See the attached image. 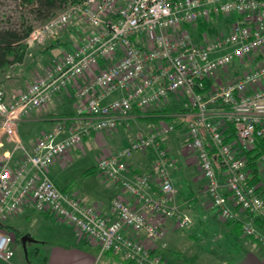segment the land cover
<instances>
[{
	"label": "built area",
	"instance_id": "built-area-1",
	"mask_svg": "<svg viewBox=\"0 0 264 264\" xmlns=\"http://www.w3.org/2000/svg\"><path fill=\"white\" fill-rule=\"evenodd\" d=\"M78 19L91 30L74 49L54 60L23 91L7 95L0 88V135L15 141L13 150L0 158V264H13L17 247L16 234L2 224L26 200L94 240L99 259L113 251L136 264H168L154 254L158 244L167 247L166 221L175 219L180 229L193 222L174 202L169 168L175 162L160 146L178 131L175 124L163 122L140 133L98 162L106 180L121 184L137 200L131 203L118 196L109 214L101 204H84L59 188L49 167L56 159L68 160L85 136L114 131L133 110L145 111L172 95L185 96L186 107L195 112L182 153L200 170V194L225 222L237 220L236 210L251 215L242 231L264 250V191L249 182L253 156L248 154L264 138V61L221 77L232 65H253L264 56V0H83L69 3L34 28L25 43L30 48ZM200 23L210 29L200 31ZM77 31L82 32L80 27ZM70 86L77 88V116L26 147L19 138V122ZM150 149L156 152L160 181L152 193L146 191L150 176L135 181L125 177L129 158ZM17 150L23 156L13 168ZM260 163L264 167V153Z\"/></svg>",
	"mask_w": 264,
	"mask_h": 264
},
{
	"label": "crops",
	"instance_id": "crops-1",
	"mask_svg": "<svg viewBox=\"0 0 264 264\" xmlns=\"http://www.w3.org/2000/svg\"><path fill=\"white\" fill-rule=\"evenodd\" d=\"M75 23L76 27L72 25L74 28H71V38L55 39L58 44L70 43L50 51L47 58L43 59V64L41 63L42 70L36 72L37 76L54 60L62 57H52L50 54L59 56L61 51L74 49L91 29L85 21L82 22L87 27L85 30L79 22ZM78 27L83 30L81 33L77 31ZM5 74L6 72L0 74V88L7 95L23 91L32 82L26 81L25 85L21 80L7 79ZM172 98L175 96L172 95L168 100L152 106L149 111L133 110L129 120L114 131L92 132L85 136L81 146L71 151L68 160L59 158L51 163L49 173L58 187L75 194L84 204H101L107 214L111 211L113 200L118 196L137 204L136 198L124 192L121 184L106 180L97 164L103 157L118 152L140 134V124L147 123L146 129L150 131L159 124L168 122L175 124L178 131L165 137L160 146L166 151L167 158L175 162V167L169 168V171L176 190L177 205L191 206L200 204V201H207V198L200 194L203 181L197 164L190 161L180 150L187 124L194 120L195 112L188 109L186 104L180 109L182 111L175 110L173 106H165L167 101H173ZM78 105L77 88L70 86L45 107L36 110L34 114L31 113V116L21 122L23 143L32 148L42 133L53 129L60 122L69 124L77 116ZM155 117L161 118L158 123H154ZM22 156L20 151L14 156L11 165L13 168L18 166ZM155 160L156 152L153 149L134 153L128 160L130 173L125 177L135 181L137 176H150L151 188L146 191L157 192L160 181ZM257 163L260 179L258 186L264 191V167L260 159H257ZM236 216L235 222H225L219 212L208 205L207 208L195 206L193 222L187 230L180 232L175 219L168 221L170 230L167 247L161 248L158 244L154 254H159L171 264H264L263 248L254 238L244 235L241 228L251 220V215L236 210ZM4 225L10 227L8 230L21 234L17 238V247L22 245L23 236L31 239L26 243V250L23 249L26 256H29L27 248L31 245L32 257L27 256L26 259L20 260L16 258L15 252L13 264H112L109 261L102 262V259L98 258L99 249L95 241L84 235L74 224L38 211L30 200H26ZM262 231L264 232V229Z\"/></svg>",
	"mask_w": 264,
	"mask_h": 264
},
{
	"label": "rangeland",
	"instance_id": "rangeland-1",
	"mask_svg": "<svg viewBox=\"0 0 264 264\" xmlns=\"http://www.w3.org/2000/svg\"><path fill=\"white\" fill-rule=\"evenodd\" d=\"M22 20H27L33 26V29L37 28L38 26H40L43 23V22L35 19L32 16V14L28 11V9L24 8V6L22 5L20 0H0V28L10 27V26H18L21 24ZM76 22H79L81 24V26L84 28V30L87 29V27H85V24H82L83 20L78 19V20H76ZM73 26L76 27V25H74V24H73ZM74 27L69 25L65 28L58 29L57 31L53 32L51 35L47 36L43 42L37 41L30 48L28 47V53H27L24 61L21 63H16L14 65H11L4 71V72H6L5 76L7 77V79H9V80L13 79V80H17V81L21 80L22 83L25 85L27 84V82L34 81L38 77L37 76L38 74L36 72L38 70H40V71L42 70V66H41L43 64L42 61L44 58H47L48 53L50 51L54 50L55 48H57L58 46L62 47V44L68 45L70 43L68 41L69 43L64 42L62 44H58L57 41L55 42V39L60 38V40H61V38H63V39L71 38V36H70V34H72L71 28H74ZM90 30L88 31V33L90 32ZM221 30H223V27L221 28ZM81 31H83V30H81ZM53 44H55L56 46H52ZM68 51H70V50H66V51L64 50V52L61 51V54L59 56L53 55V54H50V55H52V57H60V56H63V54H65ZM260 60L264 61L263 55H261L259 58L254 60L253 65H252V63H250L248 61L245 62V64L232 65L230 67V69L226 72V74L221 75V77L223 78L222 80H224L228 76H232L234 74H237V71L252 69L256 64H258L257 62H259ZM172 99L174 102L173 101H170V102L167 101L165 106H168V105L173 106L175 110H180V109H183V107H185V104H186L185 96H183V95L182 96H175V98H172ZM151 108H152V106L146 108V111H149ZM35 111L32 112V114H34ZM180 111H182V110H180ZM31 115H28V116H31ZM28 116L23 117L22 120L19 122V125H18V134H19V138L21 139L22 142H23V139L21 138V131H20L22 128L21 122L25 118H27ZM146 125H147V123H142L139 125V127H140L138 129L139 133L140 132L141 133L148 132L147 131L148 129H146L147 128ZM144 128L146 130H144ZM183 144L184 143L180 144V150H182V148L184 147ZM8 145H10V146L8 147ZM14 146H15V141H13L12 139L10 140L5 135H0V158H3V155L6 151H12ZM18 152L19 151L17 150L15 152V155ZM188 159L190 161H192L189 157H188ZM174 202L178 203L176 198L174 199ZM198 205L202 206L203 208H205V207L207 208L206 200L202 201V202L200 201V204H198ZM198 205L196 204V205H191V206H180V210H182V212L189 214L193 218V211H195V206H198ZM168 221L169 220L166 221L167 228L169 227ZM175 222H176V220H175ZM191 229H193V228H191ZM169 230H170V227H169ZM184 230H187V229H184ZM184 230L179 228L180 232H182ZM166 240L168 242V238ZM161 248H162V246H161ZM27 251L29 252V256L28 255L27 256L32 257V246L31 245H28ZM27 256H26L25 250L23 249L22 245H18V247H16V258L20 259V260H24L27 258ZM168 264H171V263L168 262Z\"/></svg>",
	"mask_w": 264,
	"mask_h": 264
},
{
	"label": "trees",
	"instance_id": "trees-1",
	"mask_svg": "<svg viewBox=\"0 0 264 264\" xmlns=\"http://www.w3.org/2000/svg\"><path fill=\"white\" fill-rule=\"evenodd\" d=\"M24 8H27L32 16L41 21L45 22L50 17H52L57 12L65 9L69 3H79L83 0H20ZM209 26L205 23L199 24V30H209ZM33 30V26L27 21L22 20L21 24L18 26H10L5 28H0V74H2L9 66L16 63H21L24 61L27 53L28 46L25 43V39L28 37L30 32ZM52 46H56L53 44ZM210 83L206 81V85ZM160 117H155V122L160 121ZM170 120V118H165ZM235 129H232V135L234 136ZM250 167L252 169V175L250 178L251 184L259 183V166L257 159L259 160L261 155L264 153V138L258 140V147L253 152L250 151ZM3 227L10 229V227L2 224ZM240 228V227H239ZM16 237L18 238L21 234L14 231ZM109 261L112 264H136L132 260H127L120 253H114L113 251H108L102 258V262Z\"/></svg>",
	"mask_w": 264,
	"mask_h": 264
},
{
	"label": "water",
	"instance_id": "water-1",
	"mask_svg": "<svg viewBox=\"0 0 264 264\" xmlns=\"http://www.w3.org/2000/svg\"><path fill=\"white\" fill-rule=\"evenodd\" d=\"M31 239L28 237V236H23L22 238H21V242H22V246H23V248L26 250V243H27V241H30Z\"/></svg>",
	"mask_w": 264,
	"mask_h": 264
}]
</instances>
